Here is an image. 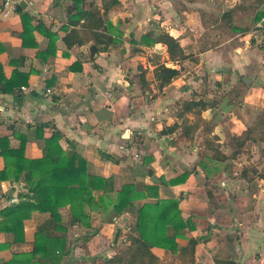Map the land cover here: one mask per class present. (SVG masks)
<instances>
[{
	"label": "crops",
	"instance_id": "0c3cea01",
	"mask_svg": "<svg viewBox=\"0 0 264 264\" xmlns=\"http://www.w3.org/2000/svg\"><path fill=\"white\" fill-rule=\"evenodd\" d=\"M251 1L118 0L104 12L103 0H87L100 9L103 18L111 24L112 36L120 42L91 60L89 48L95 47L92 42L67 50L62 41L71 29L68 25V18L73 15H68L71 0H0L2 74L7 80L15 72L29 75L27 86L16 87L10 94H0L3 109L0 137L11 135L12 131L24 135L25 156L38 159L43 154V140L60 132L62 148L74 150L86 161L88 174L104 178L113 191L109 194L95 192L94 203L84 206L89 227L67 226L70 251L64 264H92L99 258L112 257L124 246V234L127 226L134 224L135 211L142 204L156 200L146 192L151 185L158 186L159 199L179 201L180 216L189 226L176 243L180 250L189 239L198 241L195 264H215L216 261L264 264V179L246 180L236 172L224 170L230 159L219 155L211 142L224 141L218 134L219 126L224 123L214 125L207 133L211 141L200 135V129L191 140L180 139V130L160 135L165 127L178 122L176 116L182 102L192 99L210 102L201 96V86L211 87L222 82L226 88L247 72L249 63L237 55L242 50L247 51L250 34L235 32L234 27L244 26L235 21L227 26L221 16L237 5L240 8L236 13L255 10L257 13L264 7V3H257L258 6L251 8L248 6ZM19 12L31 17L33 26L42 22L56 34L55 57L38 56L48 45V39L41 32L32 33L35 47L22 46ZM161 31L175 38L189 58L182 62L180 75L170 85L159 90L153 83L151 91L143 92L135 80L131 82L128 78L130 74L131 79L137 75L139 66L149 68L150 82L158 63L179 69L169 62L166 47L153 43ZM135 47L142 53L132 56L130 50ZM145 56H153L155 60L148 68L145 63L150 60ZM246 58L243 56L244 60ZM75 62L79 66L71 72L69 67ZM244 79L247 78H241L243 82ZM259 90L260 108L264 109V84ZM232 107L225 106L221 114L225 115ZM214 109L202 113L210 127ZM231 121L230 131L240 136L241 121L236 117ZM202 139L213 151L204 157L197 154L203 147ZM10 140L13 147L19 143L14 137ZM262 160L258 170H264ZM3 168L4 161L0 158V171ZM153 177L158 183L151 181ZM129 184L145 194V198L134 201L132 208L117 217L111 206L115 193ZM22 195H27L23 183L0 182V210L17 204ZM47 217L35 214L23 222L26 243L21 248L23 252L31 250L37 228ZM69 219V207L61 209L55 217L56 222L67 225ZM173 234L168 227L167 236ZM10 241L9 234L0 233V244ZM152 252L160 260L176 257L158 248ZM11 258L10 250L0 251V264Z\"/></svg>",
	"mask_w": 264,
	"mask_h": 264
},
{
	"label": "trees",
	"instance_id": "16d2710c",
	"mask_svg": "<svg viewBox=\"0 0 264 264\" xmlns=\"http://www.w3.org/2000/svg\"><path fill=\"white\" fill-rule=\"evenodd\" d=\"M71 1L68 14L73 13L68 18V25L71 29L62 38L67 50L92 42L97 48L96 54L90 56V59L94 60L99 53L107 52L111 47L114 48L120 44L119 40L112 36L111 24L103 18L98 7L92 2L87 3V0ZM117 3L118 0H103L102 10L107 12ZM257 3L264 2L252 0L248 6L254 8ZM239 8L240 6L237 5L232 10L225 12L221 16L222 22L227 26L230 25L232 15ZM19 13L23 27L20 34L22 46L35 47L36 42L32 33L38 31L48 39L47 50L39 53L38 56L42 59L55 57L56 34L45 28L42 22L33 26L31 17L22 12ZM262 14L261 10L257 13L256 22L261 19ZM64 29L67 30V27ZM233 30L235 32L247 31L235 27ZM147 37L148 34L143 37V40H146ZM153 43L163 44L166 47L169 62L172 65H178L179 69L158 63L153 70V81L150 82L146 78L148 69L139 66L134 80L143 92L151 91L153 83L158 85L159 90L170 85L180 75L182 62L189 58L178 41L165 31H161ZM140 53L142 50L136 47L130 50L132 56ZM65 55L67 56L66 53ZM78 66L79 63L75 62L69 69L74 72ZM28 76L15 72L7 80L2 74L0 66V94H10L16 87L27 86ZM213 107H215L214 103L202 99L182 102L176 116L178 122L165 127L160 131V135H171L180 130V139L191 140L199 129L209 133L210 125L202 118V113ZM189 116L192 118L190 119ZM10 137H14L19 143L13 147ZM62 138L60 132L52 133L43 140L42 157L29 159L25 156L26 137L24 135L12 131L11 135L0 137V158H3L4 161V168L0 171V182H21L27 191V195L20 196L17 204L0 210V233L11 236L10 242L0 244V251L7 249L12 253V258L1 264H64L70 251V241L66 236L67 226L89 227V217L84 212V206H91L94 203L95 192H104L105 194L113 192L110 191L111 189L107 186L104 178L88 174L86 161L74 150L62 148L60 145ZM232 141L233 151L228 157L231 160L241 154L240 150L247 142L264 143V110L244 131L243 137H234ZM239 176L246 180L250 179L246 172ZM259 178L264 179L263 176H259ZM157 189L158 186L154 185L146 188L149 197L156 200L142 204L135 211L134 224L127 226L124 234V246L116 250L112 257L99 258L92 264H195L194 253L198 241L193 238L189 239L186 246L180 250L176 243L177 238L184 237L181 232L189 226V222L186 223L180 216L179 201L159 199ZM115 197L111 206L112 212L118 217L132 208L134 201L145 198V194L137 192L134 185L129 184L124 185L120 191L115 193ZM66 207H69L70 212L68 225L55 220L60 210ZM35 214L48 217L37 228L31 250L23 252L21 248L26 244L23 222ZM168 227L174 231L172 237L167 236ZM154 248L162 249L176 257L170 260H160L152 252ZM215 264L235 263L216 261Z\"/></svg>",
	"mask_w": 264,
	"mask_h": 264
},
{
	"label": "rangeland",
	"instance_id": "374dc122",
	"mask_svg": "<svg viewBox=\"0 0 264 264\" xmlns=\"http://www.w3.org/2000/svg\"><path fill=\"white\" fill-rule=\"evenodd\" d=\"M258 12H260V10H257V13ZM235 13L231 17L232 23H234L235 21L237 25L244 26V28L242 27L239 28L246 29L247 30L246 32H249L250 34V36L248 37L249 47L247 48V51L242 50L239 52V55H237L240 56V58H242L243 61L249 63L247 64L248 70L242 77H239L233 85H229L226 88L225 86H222L223 84L222 82L212 84L211 87L203 88V86H201L202 88L201 96L206 97V99H209L208 101L215 104V109L213 110L214 120L212 127L209 126V128L213 129L214 125L216 126L219 125V123L221 124L224 123V125H221L222 127L219 126L220 128H218V134H220L222 138H224V141L221 144H217L215 141L213 142V140L211 141L210 138L206 137L207 133H205L204 131H201L200 132L201 134L200 133L199 134L201 136H205L206 139L212 142L213 147H216L218 149L219 155L227 156V157H229L233 151L232 138L239 137L237 135L236 136L233 135L232 131H230V126L233 123L231 120H234V118L236 117L241 121V124L243 125V129L240 136L243 137L244 131L252 125V123L257 118L258 114L262 110H264L260 108L261 101H260V90H259L260 87L264 84V41H263L264 29H258L256 27V25L260 21V20L257 22L255 21V17L257 15L256 10L249 11L247 13H243V12L236 14ZM212 20L213 18H211L210 21L212 22ZM126 52L128 53V50ZM245 55L248 58L244 60L243 56ZM144 58L150 60V62L145 63L147 68L149 64L153 65V63L155 62L153 56L151 57L145 56ZM130 75H128L129 76L128 78L129 81L132 82L134 78L131 79ZM147 75H148L147 79L151 80L152 79L151 73L148 72ZM243 77L249 79L250 82L247 83L246 82L247 79H244L245 82L244 83L241 80V78ZM228 105L233 106L231 110L225 113V115L221 114L223 108ZM217 109L218 111H216ZM214 137L215 136H212L211 138ZM169 142L170 141H168V143ZM195 144H197V142L194 143V145ZM200 144L203 147H200V150L198 151L197 154L201 153V156H203L206 153L208 154L213 153L212 150H209V147L205 146V142L203 139L202 141H200ZM263 144L259 141L247 142L245 146L240 150L241 154L232 161L230 158L231 162L229 161L225 165L224 170H230L236 172L238 176L241 173L246 172L247 176L253 179L258 178L259 176H264V170L263 169L258 170L257 168L258 164L261 163V161H263L262 159H264ZM191 147L192 146H190L189 149ZM229 167L231 168L229 169Z\"/></svg>",
	"mask_w": 264,
	"mask_h": 264
},
{
	"label": "built area",
	"instance_id": "2783aa9c",
	"mask_svg": "<svg viewBox=\"0 0 264 264\" xmlns=\"http://www.w3.org/2000/svg\"><path fill=\"white\" fill-rule=\"evenodd\" d=\"M8 3H6L7 5ZM262 13H263V17L260 19L259 23L256 25V27L258 29H264V7L262 8ZM21 90H25V88H21ZM3 109L0 107V112L2 111Z\"/></svg>",
	"mask_w": 264,
	"mask_h": 264
},
{
	"label": "water",
	"instance_id": "95a60500",
	"mask_svg": "<svg viewBox=\"0 0 264 264\" xmlns=\"http://www.w3.org/2000/svg\"><path fill=\"white\" fill-rule=\"evenodd\" d=\"M89 52H90V55H94L95 54V52H96V48L94 47V46H91L90 48H89ZM151 181L153 182V183H158V180L155 178V177H153L152 179H151Z\"/></svg>",
	"mask_w": 264,
	"mask_h": 264
}]
</instances>
